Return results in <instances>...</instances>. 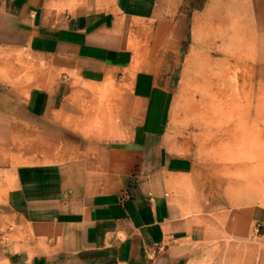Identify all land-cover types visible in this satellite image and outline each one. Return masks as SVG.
I'll return each mask as SVG.
<instances>
[{"label":"crops","instance_id":"obj_1","mask_svg":"<svg viewBox=\"0 0 264 264\" xmlns=\"http://www.w3.org/2000/svg\"><path fill=\"white\" fill-rule=\"evenodd\" d=\"M183 2L0 0V49L44 84L0 79V264H219L171 191L187 171L168 130Z\"/></svg>","mask_w":264,"mask_h":264},{"label":"rangeland","instance_id":"obj_2","mask_svg":"<svg viewBox=\"0 0 264 264\" xmlns=\"http://www.w3.org/2000/svg\"><path fill=\"white\" fill-rule=\"evenodd\" d=\"M203 1L180 5L181 37L168 46V130L174 153L187 159L186 177L170 189L197 218L192 234L209 245L210 261L264 264V0H212L211 15L192 28ZM32 63L21 50L0 49V79L43 88Z\"/></svg>","mask_w":264,"mask_h":264}]
</instances>
